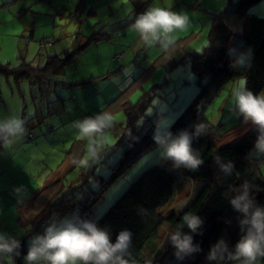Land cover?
Masks as SVG:
<instances>
[{
    "label": "rangeland",
    "instance_id": "obj_1",
    "mask_svg": "<svg viewBox=\"0 0 264 264\" xmlns=\"http://www.w3.org/2000/svg\"><path fill=\"white\" fill-rule=\"evenodd\" d=\"M230 3V0H0V65L11 67L26 61L43 66L53 55L65 59L64 72H55L51 79L44 78L41 82L16 80L10 73L0 71V120L21 116L27 129L23 138L10 147L3 144L0 150V232L18 237L30 228L35 213L33 198L51 182L58 181L67 189L72 184L77 194L74 208L71 204L69 210L60 211L61 216L53 215L42 223L40 231L26 237V247L16 258L21 264L28 239L42 233L52 219L78 209L81 217L97 221L145 168L159 163L171 165L155 154L154 122L174 121L198 92L197 73L192 68L197 59L194 55L205 50L214 20L226 6L230 9ZM151 7H164L189 18L188 26L173 33L172 43L166 49L159 43L144 44L132 28L135 17ZM246 9L264 17V0ZM224 16L235 29L239 27V15L228 12ZM107 32L110 36L102 34ZM93 34L95 39L90 37ZM241 77L244 75L228 81L204 111L217 134L232 129L241 131L250 124L230 111L231 89ZM52 80H56L53 87H47ZM260 93H264V88ZM74 94L75 99L70 98ZM138 99L144 102L140 129L142 133L149 129L151 142L145 146L144 139L139 140L131 150L133 159H127L126 167V160L123 161L125 169L115 173V164L127 145L116 146L127 118L125 109ZM99 113L110 114L113 123L102 138H97L100 147L93 153L90 141L82 139L72 125ZM257 167L264 176V157H258ZM174 170L176 185L172 197L160 209L163 213L181 207L199 182L183 168ZM18 187L23 189L19 195L14 192ZM88 199L87 205H81ZM164 225L167 224H162L161 230ZM170 262L181 263L176 259Z\"/></svg>",
    "mask_w": 264,
    "mask_h": 264
},
{
    "label": "trees",
    "instance_id": "obj_2",
    "mask_svg": "<svg viewBox=\"0 0 264 264\" xmlns=\"http://www.w3.org/2000/svg\"><path fill=\"white\" fill-rule=\"evenodd\" d=\"M256 1L258 0H230V9L226 6L214 20L209 44L201 54L194 55L197 59L192 68L197 73L199 89L171 127L175 134L185 128L191 131L194 123L206 126L205 134L193 142V148L204 160L203 166L195 172L183 168L191 178L199 181L191 197L178 209L163 213L160 209L172 197L177 174L174 169H167L160 163L154 164L145 168L97 219L99 227L110 231L113 242L122 229L132 232V243L125 256L128 264H175L170 262L175 257L168 237L182 225L185 214H196L204 219L202 234L194 235V242L200 245L202 251L186 258L180 264H210L205 259L210 245L223 238L231 248L241 235L238 226L240 214L233 211L228 197L237 189L248 185L256 201L264 205V176L257 167L258 157L253 154L256 139L254 126L250 123L241 131L232 129L220 135L215 132V125L204 116V111L213 98L228 81L237 76L246 77V86L254 94L260 93L264 88V17L246 9ZM228 12L240 16L241 21L237 29L225 21L224 14ZM102 34L110 36L109 32ZM90 37L95 39L96 35ZM232 47L238 51L251 49L252 58L248 67L231 66L233 58L228 56L227 52ZM62 60L65 59L53 55L48 57L43 66L21 61L11 67L0 65V71L10 73L16 80L32 79L39 82L46 78L51 79L55 72H64L65 62ZM54 81L56 80H52L51 84ZM143 103V100L138 99L125 109L127 118L116 146L127 145L124 155L115 164V173L125 169L127 159H133L131 150L139 140L144 139L145 146L150 145L149 129L142 133L139 125V118L144 110ZM29 135L28 133L27 137ZM2 147L3 142H0V150ZM217 161L231 162V174L225 175ZM56 183L47 184L44 190L33 198L35 213L31 218V227L16 237L21 241V249L26 247V237L32 232L40 231L44 221L53 215L61 216L60 211L69 210L71 204L73 208L76 206L77 194L73 191L74 185L69 184L67 189V186H62L58 181ZM88 201L89 199L84 200L81 205H87ZM162 224H167L163 230ZM182 230L189 232L186 226ZM260 262H264V258L258 259L256 263ZM15 264H21L19 258L15 260ZM225 264L234 262L226 261Z\"/></svg>",
    "mask_w": 264,
    "mask_h": 264
},
{
    "label": "clouds",
    "instance_id": "obj_3",
    "mask_svg": "<svg viewBox=\"0 0 264 264\" xmlns=\"http://www.w3.org/2000/svg\"><path fill=\"white\" fill-rule=\"evenodd\" d=\"M188 24L187 14L164 7H151L135 17L132 28L144 44L159 43L166 49L172 43L173 33L185 29ZM227 55L233 58V68H246L251 62L252 51L229 48ZM246 85V77H241L231 89L230 111L254 126L256 139L253 151L258 157H264V93L254 94ZM112 123L110 114L99 113L74 121L72 126L82 139L90 141V150L95 153L100 147L97 138H102ZM172 123L174 121L154 122L152 139L156 146L155 154L160 160L171 162L173 169L198 171L204 160L193 148V142L205 134L206 126L194 123L191 131L185 128L174 134ZM26 131V120L21 116L0 120V142L6 147L23 138ZM217 163L225 175L231 174V162ZM22 191L20 187L14 189L17 195ZM228 201L233 211L240 214V238L231 248L225 239H217L210 245L205 259L210 264H225L226 261L256 264L258 259L264 258V205L256 201L248 185L237 189ZM203 224L201 216L185 214L182 225L168 237L178 262L202 251L200 245L194 242V235L202 234ZM184 226L189 232L182 230ZM131 243L132 232L129 229L119 231L113 242L107 228L99 227L94 219L81 217L79 210L75 209L67 216L52 219L42 233L30 237L22 259L24 264H128L125 256ZM21 248L18 238L0 232V264H15L16 258L21 256Z\"/></svg>",
    "mask_w": 264,
    "mask_h": 264
},
{
    "label": "crops",
    "instance_id": "obj_4",
    "mask_svg": "<svg viewBox=\"0 0 264 264\" xmlns=\"http://www.w3.org/2000/svg\"><path fill=\"white\" fill-rule=\"evenodd\" d=\"M47 87H53V85L51 84V82L50 83H48V85H47ZM82 88H83V86H82ZM47 89L48 88H46V94L48 95V91H47ZM49 90V89H48ZM57 96H59L58 94H57ZM74 97H76L75 96V94L73 95V97H70V98H74ZM75 99V98H74ZM163 166H165V165H163ZM169 166H171V165H169ZM169 166H165L167 169H172V168H170ZM177 181V180H176Z\"/></svg>",
    "mask_w": 264,
    "mask_h": 264
}]
</instances>
